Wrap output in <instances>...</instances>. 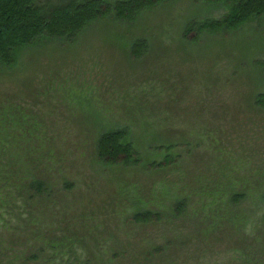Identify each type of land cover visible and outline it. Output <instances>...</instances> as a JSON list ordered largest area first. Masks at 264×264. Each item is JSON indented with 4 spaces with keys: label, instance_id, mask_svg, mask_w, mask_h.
<instances>
[{
    "label": "rangeland",
    "instance_id": "1",
    "mask_svg": "<svg viewBox=\"0 0 264 264\" xmlns=\"http://www.w3.org/2000/svg\"><path fill=\"white\" fill-rule=\"evenodd\" d=\"M224 11L164 0L0 66V264H264V15L185 35ZM117 129L129 164L99 159Z\"/></svg>",
    "mask_w": 264,
    "mask_h": 264
},
{
    "label": "trees",
    "instance_id": "2",
    "mask_svg": "<svg viewBox=\"0 0 264 264\" xmlns=\"http://www.w3.org/2000/svg\"><path fill=\"white\" fill-rule=\"evenodd\" d=\"M164 0H57L56 3L39 4L37 0H0V66H12L18 52L41 38L74 40L89 24L109 15L119 20H133L146 9ZM222 4L224 13L219 18L191 21L185 27V35L195 32L217 33L232 31L241 25L264 15V0H210ZM137 41L134 46H141ZM138 56L137 53H135ZM264 66V62H259ZM257 105L264 107V93L256 97ZM124 129L108 131L97 141L99 159L111 164H129L136 155L127 140ZM36 190L42 184L35 182ZM264 196V194H263ZM149 214L143 218L148 219Z\"/></svg>",
    "mask_w": 264,
    "mask_h": 264
}]
</instances>
